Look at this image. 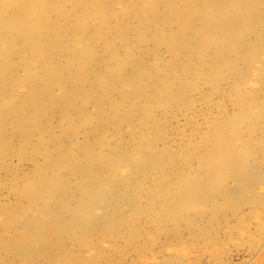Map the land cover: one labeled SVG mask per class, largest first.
<instances>
[{
	"label": "bare ground",
	"instance_id": "6f19581e",
	"mask_svg": "<svg viewBox=\"0 0 264 264\" xmlns=\"http://www.w3.org/2000/svg\"><path fill=\"white\" fill-rule=\"evenodd\" d=\"M263 23L264 0H0V264H113L114 256L126 252L123 241L136 250L149 235L147 229L143 235L136 214L143 212L160 233L195 220L189 218L192 207L201 206L205 214L220 194L261 203L264 195L254 196V179L264 172L256 163L262 158L252 153L250 136H256L253 124L264 116L263 108L259 112L254 103L252 109L250 97L241 98L236 118L211 129L215 139L207 154L222 151L225 163L203 169L195 161L200 168L193 171L194 162L189 166L191 159L181 158L169 140L166 121L175 132L172 119L197 101L201 75L213 92L240 89L255 76L261 88L253 97L262 96ZM153 109L155 119L148 124L146 113ZM135 124L144 128L142 143L134 137L139 136ZM244 130L246 139L240 137ZM199 149L191 147L188 154ZM248 154L256 158L246 160L247 173L239 169L242 177L239 170L233 175ZM185 167L192 171L191 182ZM217 173L227 179L226 187L229 180L235 187L231 183L223 194L220 180L209 177ZM234 209L239 210L235 204ZM189 226L186 233L193 230ZM94 233L111 237L110 244L103 248L104 236L94 241ZM171 259L156 262L184 264Z\"/></svg>",
	"mask_w": 264,
	"mask_h": 264
},
{
	"label": "rangeland",
	"instance_id": "374dc122",
	"mask_svg": "<svg viewBox=\"0 0 264 264\" xmlns=\"http://www.w3.org/2000/svg\"><path fill=\"white\" fill-rule=\"evenodd\" d=\"M263 26H262V29L264 30V23L262 24ZM261 31V30H260ZM261 33H262V31H261ZM264 40V39H263ZM143 46L141 45V48H142ZM143 49V48H142ZM150 59H152L153 60V58H150ZM151 61V60H150ZM259 65V64H258ZM257 65V66H258ZM260 66V65H259ZM201 78V80H200V83H201V86H203L202 88H201V90H200V92L196 95V98L195 99H197V101L194 103V105H193V107L192 106H190L189 107V109L190 110H188V111H184V112H182L178 117H177V120H176V118L174 119H172V126H174L175 128H176V131L174 132L173 130H172V128H171V120L170 121H166L167 122V127H169V129H170V132H172V133H170L169 134V140L171 141V143L173 142L175 145L174 146H178V149L179 150H181L182 151V154H181V158L183 157V158H186V159H191L190 160V162H188L189 163V166H192L191 164L193 163V169H192V171L195 169V170H197V168H200V166H199V164H201V166L204 164V165H206L207 167H210V166H212V165H217V166H220V165H222V164H224L225 163V161H226V159L224 158V156H223V153H221L222 151H218V152H216V151H214V153L212 154V156L215 154V157L213 156H211L210 155V153H208L207 154V147L208 146H210V147H212V145H213V139H215V138H212L211 136V129H213V127L216 125V123L217 124H219L220 123V125L222 126V124L221 123H224V121H223V119L225 120V119H228V120H234L236 117L235 116H237V114L239 113V108H240V110H241V108L242 107H240L241 106V104H240V102H242L241 100L242 99H246V101H248L249 100V97H250V102H251V100H252V103H250L251 105V107L250 108H252V109H255V105H256V107L258 106L259 108H260V111L259 112H261V110H262V108H263V111L261 112L262 113V115H264V88H262L263 90H262V93H260V94H258V95H262L260 98H255V97H253L254 96V93L256 94V91H259V90H255V89H260L261 88V86H260V83L257 81V80H255L256 79V77L255 76H252V77H250V79L248 78L247 80H246V82H245V84L244 85H246V88H245V86L244 85H240V89L238 88H235V90L234 91H236L237 93H239L238 91L240 90V93L239 94H237L236 92L235 93H233L234 91H232L231 92V90L230 91H228V89L226 88V87H224V91H214L213 92V88H212V86L210 85V83L209 82H207L205 79H203V77H202V75H201V77L199 76V79ZM198 79V80H199ZM252 80H254V81H252ZM248 81H250V83H248ZM256 82V83H255ZM202 83H203V85H202ZM208 84V85H207ZM207 87H206V86ZM221 86H223V85H221ZM242 86V87H241ZM248 86H249V88H248ZM205 87V88H204ZM260 87V88H259ZM219 89V88H218ZM252 90V91H251ZM227 93H226V92ZM254 91V92H253ZM203 92V93H202ZM204 92L205 93H208V95H210L209 97H211V98H209L208 97V95L206 94H204ZM231 92V94H229ZM218 93H220V94H218ZM244 93V94H243ZM252 93V94H251ZM200 94V95H199ZM237 94V95H236ZM244 95V97H242V95ZM250 94V95H249ZM215 95V96H214ZM236 96V97H234V96ZM247 97H246V96ZM252 95V96H251ZM218 96H220V97H218ZM238 96H239V98H238ZM224 97V98H223ZM252 97L254 98V99H252ZM206 98V99H205ZM228 98V99H227ZM242 98V99H241ZM225 99V100H224ZM227 99V100H226ZM237 100H240V101H237ZM255 100L256 101H258V102H255ZM261 100V101H260ZM202 101V102H201ZM214 101V102H213ZM217 101V102H216ZM219 101H221V105H220V102ZM224 101V102H223ZM200 102V103H199ZM211 102H213V103H211ZM229 102V103H228ZM239 102V103H238ZM209 103V104H208ZM218 103H219V106H218ZM238 103V104H237ZM254 103H255V105H254ZM257 103H259V104H257ZM260 103H262V104H260ZM204 105L205 106V108H204V106H202V105ZM211 104V105H210ZM225 104V105H224ZM226 104H230L231 105V107H230V105H226ZM240 104V105H239ZM207 105H210V106H207ZM213 105V106H212ZM238 105V106H237ZM202 106V107H201ZM207 106V107H206ZM262 106V107H261ZM236 107V108H235ZM192 108V109H191ZM194 108V109H193ZM200 108V109H199ZM220 108H222V109H220ZM197 109V110H196ZM199 109V110H198ZM201 109H202V111H201ZM210 109V110H209ZM237 109V110H236ZM168 109H166V112H170V110L169 111H167ZM194 110V111H193ZM222 112H221V111ZM231 112H230V111ZM154 111V109L152 110V111H148L147 113H146V117H145V119L147 120V122L146 123H150V122H152L153 121V119H155L154 118V116H155V111ZM190 111V112H189ZM191 111H193V112H191ZM199 111V112H198ZM185 112L187 113V114H185ZM189 112V113H188ZM197 113V114H196ZM199 113V114H198ZM231 113V114H230ZM235 113V114H234ZM152 116H151V115ZM194 114V115H193ZM208 114V115H207ZM223 114V115H222ZM234 114V115H233ZM188 115H190V116H188ZM210 115V116H209ZM217 115V116H216ZM220 115H221V117H220ZM225 115H227V116H225ZM232 115V116H231ZM150 118H149V117ZM183 116V117H182ZM206 116H208V117H206ZM214 117V118H212V117ZM168 117V116H167ZM148 118V119H147ZM169 118V117H168ZM181 118V119H180ZM194 118V119H193ZM198 118V119H197ZM260 118V117H259ZM196 119V120H195ZM200 119V120H199ZM261 119V118H260ZM260 119H258V123H254L253 124V127L255 128V130H256V132H254L255 134H256V136H250V135H248L247 134V132H245V130L243 131V132H241L240 134H242V135H240V137L241 138H243V139H246L247 138V136H250V138H252V137H254V139H251L253 142H252V145L254 146V149H255V151H253L252 153H258L257 155H255V156H257V159H263V161H264V116L262 117V119H261V122H260ZM179 120V121H178ZM207 120V121H206ZM161 121V120H160ZM193 121V122H192ZM202 121V122H201ZM203 121H206L205 123L203 122ZM168 122H169V124H168ZM200 122V123H199ZM195 123V124H194ZM197 123V124H196ZM187 124V125H186ZM199 124V125H198ZM202 124H204V125H202ZM226 124V123H225ZM136 125V127H137V124H135ZM164 125V124H163ZM177 125V126H176ZM189 125V126H188ZM193 125V126H192ZM211 127H210V126ZM224 125V124H223ZM262 125H263V127H262ZM200 126V127H199ZM208 126V127H207ZM257 126V127H256ZM142 126H140V125H138V132H137V135H139V134H143V132L141 131V129H144L143 127L141 128ZM186 127V128H185ZM196 129H195V128ZM202 127V128H201ZM245 127V126H244ZM260 127H262V128H260ZM178 128H180V129H178ZM210 128V129H209ZM130 129H131V127H130ZM186 129V130H185ZM208 129V130H207ZM238 129H241V130H243V125H239V128ZM245 129H246V127H245ZM172 130V131H171ZM177 130H178V132H177ZM181 130V131H180ZM201 130V131H200ZM184 131V132H183ZM207 131L209 134H210V136L208 135V133L206 134L205 132ZM261 131V134L260 133H258V132H260ZM156 132V131H155ZM197 132V133H196ZM238 132H239V130H238ZM185 133H187V134H185ZM194 133V134H193ZM195 134H196V136H195ZM205 136H204V135ZM244 134V135H243ZM141 135H139L138 137L136 136V135H134V137H135V139L137 140V141H139V142H141L142 141V139H141ZM188 135V136H187ZM193 137H192V136ZM234 135H236V134H234ZM263 137H262V136ZM145 137V134L144 135H142V138H143V140H144V137ZM175 136V137H174ZM182 136V137H181ZM195 136V137H194ZM207 136V137H206ZM231 136V135H230ZM259 136H260V138H259ZM126 139H127V142L128 143H131V141H132V139H131V136H127V134H125V136H124ZM137 137V138H136ZM174 137V138H173ZM183 137H185V138H183ZM198 137V138H197ZM201 137V138H200ZM129 138V139H128ZM133 138V137H132ZM180 138V139H179ZM207 138V139H206ZM209 138V139H208ZM234 138V136H232L230 139H232L233 141H235L236 140V137H235V140L233 139ZM239 138V137H238ZM258 138V139H257ZM263 138V139H262ZM109 139V138H108ZM177 139V140H176ZM184 139H185V141H186V143H185V141H184ZM211 139V140H210ZM180 140H181V142H180ZM195 140V141H194ZM208 140V141H207ZM255 140V141H254ZM174 141H176V142H174ZM143 142V141H142ZM141 142V143H142ZM202 142H204V143H202ZM259 142V143H258ZM172 143V144H173ZM178 143H180V144H178ZM200 143L202 144L201 145V147H200ZM206 143V144H205ZM190 144V145H189ZM218 144H219V142H218ZM181 145V146H180ZM183 146V147H182ZM185 146H188L189 147V149L191 150V147H197V148H200L196 153V155L195 154H188L189 153V149L187 150V147H185ZM204 146V147H203ZM257 146V147H256ZM206 147V148H205ZM257 149H256V148ZM259 147V148H258ZM184 148H185V150L186 151H184ZM206 149V150H205ZM261 149V150H260ZM210 152V151H209ZM217 153H220V154H218L217 155ZM183 155H185V156H183ZM190 157H189V156ZM195 155V156H194ZM249 156H248V158H247V156L245 157V159L243 160L245 163H242L241 164V162H243V161H241L240 162V166L241 167H239V165H238V167L237 168H235L236 170H234L235 172H234V174L233 175H236V174H238V173H240V170H241V173L243 172V175L244 174H246L247 173V171H248V168H247V166H250V165H248V163L246 162V160H248V159H251V160H253L254 158H256L255 156H254V158L251 156V154H248ZM260 155V156H259ZM191 156H192V158H191ZM194 156V157H193ZM200 157V158H203V160H198V159H196V157ZM217 157V158H216ZM220 157H221V159H220ZM252 157V158H251ZM261 157V158H260ZM38 158H40V156H38L37 157V159L36 160H40V162L42 161L41 159L42 158H40V159H38ZM206 159V160H205ZM219 159V160H218ZM261 159V160H262ZM35 160V159H34ZM261 160L260 161H258V162H256V163H260V167H261V169L264 171V162L262 161L261 162ZM198 161V163L199 164H196V162ZM199 161H201V162H199ZM203 161H204V163H203ZM232 161V160H231ZM220 162V163H219ZM19 163V164H18ZM229 163H230V161H229ZM250 163V162H249ZM14 164H17V165H20V161H18L17 159L16 160H14ZM196 164V165H195ZM210 164V165H209ZM243 164H245V166H243ZM247 164V165H246ZM30 165V164H29ZM28 165V166H29ZM31 167H35L36 165H34L33 163H31ZM188 165V164H187ZM204 165L202 166L203 167V169H204ZM262 165H263V167H262ZM195 166H196V168H195ZM243 166V167H242ZM30 167V166H29ZM168 167V166H167ZM202 167H201V169L199 170V171H201L202 170ZM187 167H185V169H186ZM189 168V167H188ZM240 169V170H239ZM246 171H245V170ZM249 169H250V167H249ZM239 170V171H238ZM243 170V171H242ZM192 171H188L187 169H186V172L185 173H187V172H189V175H187L186 177L188 178H185V179H187V180H189L190 182H191V180H192V177L193 176H191L190 175V173L192 172ZM237 171H238V173H237ZM195 172H193V174H194ZM238 174V176H240L241 175V177H242V174ZM264 172H262L261 173V175L259 174L257 177H255V179H254V196L256 197V192L258 191V193L257 194H263L264 195ZM220 175H219V173H217L216 174V176H209V177H211V178H215L216 179V181L218 180H220V178H218ZM237 176V177H238ZM263 176V177H262ZM232 177V176H231ZM245 177V176H244ZM190 178V179H189ZM154 179V178H153ZM154 182H155V179L153 180ZM152 181V179H151V183L153 182ZM188 181V182H189ZM215 181V182H216ZM226 181V182H225ZM260 181V182H259ZM263 181V182H262ZM153 182V183H154ZM226 183L227 184V179L226 178H224V180H220V184H219V186H220V188H221V190L222 191H224L223 192V194L227 191V190H229L230 189V185H231V183L233 184V185H231L232 186V189L235 187V183H233L232 181H230L229 180V184L227 185V187H226V184H224V183ZM192 183H194L193 181H192ZM202 184H203V182H202ZM198 186V188L196 189V187ZM201 186V185H200ZM219 186H217V187H219ZM225 186V188H223ZM193 187V186H192ZM191 187V188H192ZM194 187H195V189H193L194 191H196V192H199V185H194ZM193 187V188H194ZM216 187V185L214 186V187H212V188H215ZM201 188H202V186H201ZM211 187H209L208 188V190H207V192H209V189H210ZM211 188V189H212ZM223 188V189H222ZM1 191H3V189L2 190H0V193H3V192H1ZM256 191V192H255ZM263 192V193H261V192ZM195 192V193H196ZM260 192V193H259ZM219 193V192H218ZM202 195V194H201ZM203 196H204V194H203ZM2 197V195L0 194V200L1 201H3V199L1 198ZM142 197V196H141ZM206 197H207V195H205V199H206ZM208 197H209V195H208ZM214 197V196H213ZM219 197V195H217V196H215V200L213 199V201H210V203H212V205L211 206H208V205H206L205 206V209H203L204 211V213L205 214H203L200 210L202 209L201 208V206L200 207H192L191 209H195L193 212V215H192V211H191V209H189L188 211H189V215H191V217H189V218H193L194 216H196L195 217V220L193 219V220H191L190 222L191 223H183V224H181L182 226H183V228H182V226H179L177 229L175 228L174 230L172 229H170V227H165V228H163V231L162 232H160V233H155V230L157 231V226H158V224H153V223H151V224H153V225H151V224H149L147 221H145L146 220V216L144 215V213L142 212V215H141V217L138 215V214H136L137 216H138V218H137V221H136V223L138 224V225H141V227H142V229H143V235H144V232L145 233H147V230H148V233H149V235H147V234H145L144 235V238H145V240H143V241H141V243L138 245V248L136 249V250H134L133 248L132 249H130V247H129V245H127V247L129 248V249H127V247H126V240L125 241H120V245L121 246H125V248H126V252H125V254H124V251H123V255H122V257H120V259H122V260H120V259H118V258H116L115 256H114V258H113V260H114V263L113 264H121L122 262L124 263V264H131V262H132V264H158V259L160 258V260H161V258L163 259V257L164 256H168L170 259H171V257L174 255V258H176L179 262H180V260H182L183 261V263L184 264H191L190 262H192V264H264V206H262V205H264V198L261 200L262 202L260 203V202H258L259 200H256V199H252V200H249L248 199V196L247 195H244V197H243V200L242 201H234V200H236V199H234L232 196L230 197V198H224L223 197V195H221L220 194V197ZM212 198V197H211ZM211 198H208L209 200L211 199ZM208 199L206 200V201H208ZM221 199H224V200H226L227 202L224 204L223 202H224V200H221ZM143 200V199H142ZM230 200V202L231 201H233L231 204H230V202L228 203V201ZM222 203V204H221ZM228 204V205H227ZM234 204L235 205H237L238 206V208H239V210H235L234 209ZM223 205V206H222ZM226 205V206H225ZM231 205V206H230ZM260 205V206H259ZM233 206V207H232ZM241 208H240V207ZM259 206V207H258ZM256 207V208H255ZM260 207H261V209H260ZM197 208V209H196ZM200 208V209H199ZM209 208V209H208ZM231 208V209H230ZM233 208V209H232ZM243 208V209H242ZM206 209H208V210H206ZM241 209V210H240ZM202 214H201V213ZM207 212H209V213H207ZM236 212H238V213H236ZM196 213H200L201 214V216L200 215H197ZM139 214H141V213H139ZM185 214H186V212H185ZM194 214H196V215H194ZM217 214V215H216ZM228 214V215H227ZM238 214V215H237ZM212 215V216H211ZM216 215V216H215ZM237 215V216H236ZM193 216V217H192ZM207 216H210V217H207ZM215 216V217H214ZM220 216V217H219ZM203 218V220L201 219V218ZM205 217V218H204ZM212 217H213V219H212ZM217 217V218H216ZM197 218V219H196ZM214 218H215V220H218L221 224H219V222H217V221H215L214 220ZM219 218V219H218ZM138 219H140V220H138ZM145 219V220H144ZM209 219H211V221H213V222H210L209 221ZM220 219L222 220V221H220ZM228 219V220H227ZM235 219V220H234ZM238 219V220H237ZM145 221V223H141V222H144ZM197 220V221H196ZM223 220H225L224 222H223ZM227 220V221H226ZM244 220H246V221H244ZM164 221V220H163ZM162 220H161V223L163 222ZM169 221H171V220H169ZM169 221H166V223H168ZM192 221H193V224H192ZM207 221V222H206ZM230 221H231V223H230ZM196 222H198V227H193L195 224H196ZM215 222V223H214ZM226 222H229V223H227V225H229L228 227L226 226ZM160 223V224H161ZM170 223V222H169ZM207 223V224H206ZM209 223V224H208ZM214 223V224H213ZM146 224H147V226H146ZM163 224V223H162ZM185 224H186V226L188 225H191L193 228V230H192V235H191V233H186V226H185ZM204 224V225H203ZM213 224V225H212ZM216 224H217V227H216ZM143 225V226H142ZM144 225H145V228H144ZM150 225H151V227H150ZM218 225H219V227L220 228H218ZM230 225H231V227H230ZM213 226H215V227H213ZM150 227V228H149ZM156 227V228H155ZM181 227V228H180ZM190 227V226H189ZM222 227V228H221ZM149 228V229H148ZM196 228V229H195ZM199 228V229H198ZM145 229V230H144ZM147 229V230H146ZM153 229V230H152ZM155 229V230H154ZM185 229V230H184ZM196 231H195V230ZM202 229V230H201ZM208 229V230H207ZM218 229V230H217ZM152 232V233H150V231ZM169 230V231H168ZM179 230V231H178ZM211 230V231H210ZM221 230V231H220ZM165 231H167L166 233H164ZM214 231V232H213ZM153 232H154V234H153ZM170 232V234H168ZM195 233V234H194ZM214 233V234H213ZM163 234H167L168 236H166V235H163ZM185 234V235H184ZM204 234V235H203ZM211 234V236H209ZM220 234V235H219ZM96 233H94V235H93V240L94 241H96V239L97 238H100V236H101V238L104 236H102V233H100L99 235H97ZM161 235V236H160ZM183 235V236H182ZM195 235L197 236L196 237V239H195ZM203 235V236H202ZM219 235V236H218ZM148 236H151V238H153V239H151L150 238V240H148ZM158 236H160V238L163 240V239H165V237H167V240L168 241H166V242H168V243H166V242H163V241H161L160 239H158ZM176 236V237H175ZM187 236V238H185ZM194 236V237H193ZM209 236V237H208ZM217 236H218V238H217ZM221 236V237H220ZM193 237V238H192ZM202 237V238H201ZM205 237V238H204ZM214 237V238H213ZM185 238V239H184ZM201 238V239H200ZM204 238V239H203ZM212 238V239H211ZM217 238V239H216ZM103 239V238H102ZM104 239L105 240H102L100 243H99V245H101V246H103V248H105V245H107V244H110L109 242L111 241V237H105L104 236ZM155 239H157V240H155ZM174 239V240H173ZM188 239V240H187ZM193 239V240H192ZM203 239V240H202ZM208 239V240H207ZM253 239V240H252ZM148 240V243L146 242ZM177 240H179V242L177 241ZM198 240V241H197ZM206 240L208 241V242H206ZM109 241V242H108ZM171 241H173L174 242V245H173V242H171ZM176 241V242H175ZM185 241H186V244H185ZM188 241V242H187ZM194 241V242H193ZM202 241V242H201ZM103 242H105V244L103 243ZM158 242V243H157ZM193 242V243H192ZM145 243H147V244H145ZM165 243V244H164ZM177 243V244H176ZM193 245H192V244ZM166 246H164V245ZM169 244H171L172 246H169ZM147 245V246H146ZM148 247L147 249L149 250V252H152V253H149L148 252V250H146V248H145V250H143L141 247ZM155 246V247H154ZM141 249H140V248ZM157 247V248H156ZM167 248H169V249H167ZM181 250H180V249ZM140 249V250H139ZM167 249V250H166ZM176 249H178V250H176ZM128 250H130V252L128 251ZM144 252H143V251ZM155 250V251H154ZM160 250H162L161 251V253H158ZM177 251L176 252V254H175V252L173 253L172 251ZM135 253V254H133V252ZM182 251V252H181ZM148 252V253H147ZM129 253H130V255H129ZM139 254V256L137 255L136 256V254ZM143 253V254H142ZM168 253V254H167ZM179 253V254H178ZM114 254H115V252H114ZM133 254V255H132ZM141 254H142V256H141ZM146 256H145V255ZM148 254V255H147ZM182 254H183V256H182ZM152 255H153V258H152ZM159 255V256H158ZM176 255V256H175ZM136 256V257H135ZM163 256V257H162ZM185 256V257H184ZM127 257V258H126ZM139 259H138V258ZM140 257L142 258V259H140ZM179 257V258H178ZM200 258V260H199V258ZM131 258H134L133 260H131ZM146 258V259H145ZM149 258V259H148ZM154 258H156V259H154ZM174 258H172L171 260L172 261H175V262H177V260H175ZM185 258H187V259H185ZM155 260V261H152V260ZM174 259V260H173ZM180 259V260H179ZM137 260V261H136ZM140 260H142V262L140 261ZM147 260H149V261H147ZM156 260H158L157 262H156ZM186 260H188V261H190V262H188V261H186ZM122 261V262H121ZM145 261H147V262H145ZM150 261H152V262H150ZM181 261V262H182ZM185 261H186V263H185ZM127 262H129V263H127ZM137 262V263H136ZM197 262V263H196Z\"/></svg>",
	"mask_w": 264,
	"mask_h": 264
}]
</instances>
